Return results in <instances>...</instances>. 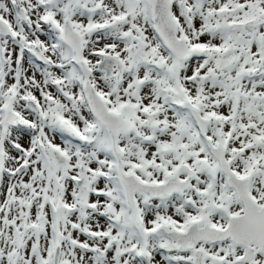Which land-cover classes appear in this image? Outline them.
I'll list each match as a JSON object with an SVG mask.
<instances>
[{
	"label": "snow or ice",
	"instance_id": "6c2138e0",
	"mask_svg": "<svg viewBox=\"0 0 264 264\" xmlns=\"http://www.w3.org/2000/svg\"><path fill=\"white\" fill-rule=\"evenodd\" d=\"M0 264H264V0H0Z\"/></svg>",
	"mask_w": 264,
	"mask_h": 264
}]
</instances>
